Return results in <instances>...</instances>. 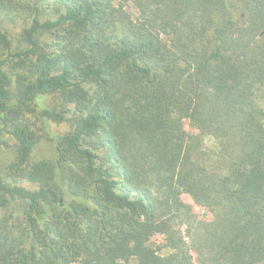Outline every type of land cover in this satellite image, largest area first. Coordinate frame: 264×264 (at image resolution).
I'll return each instance as SVG.
<instances>
[{"label": "trees", "instance_id": "1", "mask_svg": "<svg viewBox=\"0 0 264 264\" xmlns=\"http://www.w3.org/2000/svg\"><path fill=\"white\" fill-rule=\"evenodd\" d=\"M6 148L0 264H264V0H0Z\"/></svg>", "mask_w": 264, "mask_h": 264}, {"label": "rangeland", "instance_id": "2", "mask_svg": "<svg viewBox=\"0 0 264 264\" xmlns=\"http://www.w3.org/2000/svg\"><path fill=\"white\" fill-rule=\"evenodd\" d=\"M125 8L131 15H133V17H136L138 15L137 11L132 7L130 3L125 4ZM19 29H20L19 26L13 28V33L16 34V39ZM38 103L40 106L43 107H52L55 106L56 101L53 98H46V99H38ZM50 128L54 134H64L68 131L69 126L68 124L51 125ZM212 149H214V144L212 143V141L211 140L205 141L204 151L208 152V150H212ZM12 152H13L12 148L0 149V166L9 163V161L12 160L13 158ZM53 157H54L53 144L47 138V136L44 135L41 137L40 142L37 144V147L34 150L33 159L49 160L52 159ZM183 200L185 203L193 205L191 200L185 195L183 196ZM193 209L195 213H199L202 216L205 215L207 216L204 209L201 210L200 207L198 206H193ZM129 264H135V262L132 261Z\"/></svg>", "mask_w": 264, "mask_h": 264}]
</instances>
